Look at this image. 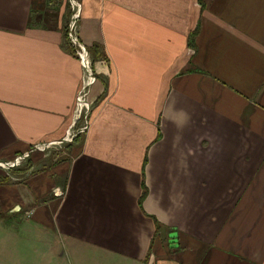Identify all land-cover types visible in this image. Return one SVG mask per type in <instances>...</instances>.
<instances>
[{"label": "crops", "instance_id": "obj_1", "mask_svg": "<svg viewBox=\"0 0 264 264\" xmlns=\"http://www.w3.org/2000/svg\"><path fill=\"white\" fill-rule=\"evenodd\" d=\"M72 1L103 99L0 182V264H264V0ZM68 5L0 0V160L71 128Z\"/></svg>", "mask_w": 264, "mask_h": 264}, {"label": "rangeland", "instance_id": "obj_2", "mask_svg": "<svg viewBox=\"0 0 264 264\" xmlns=\"http://www.w3.org/2000/svg\"><path fill=\"white\" fill-rule=\"evenodd\" d=\"M68 1L70 4H73L72 0H64L65 7L67 9L66 3L68 5ZM69 11H70V6ZM77 7L73 8V12L70 13L75 15L77 12ZM71 17V16H70ZM78 18V16H77ZM76 18L74 22L76 23ZM69 25V23H68ZM67 25V27H68ZM70 39V37H68ZM71 44L74 46L75 54L78 55L79 46L76 43H73L70 39ZM84 54H87L84 52ZM95 56H97V61H95ZM79 57V56H78ZM91 59L89 58L88 61V73L86 72L84 66H82L84 74H83V84L80 90L79 95L76 98L75 106L73 107V123L71 128L65 135L63 141L55 142V143H47V144H39L30 147L26 152L20 153L12 157L11 159L7 160H0V182H20L26 176L28 172H35L40 170L43 167L51 164L54 168L55 165L58 163L63 162L60 161L61 158L70 157L72 153L73 147L69 148L72 143L78 142L80 139L83 138L89 124L94 116L96 111V107L99 103H101V97L97 99H92L89 91L92 85L100 82L99 79V71L101 68H97L96 63H103L104 64V57L102 53H93L91 54ZM94 61V62H93ZM82 65V63H81ZM102 76V75H101ZM92 78L93 82L92 85L88 86L85 84L86 79ZM91 92V91H90ZM80 101H83L86 104L84 106L79 104ZM65 141V142H64ZM68 145V146H67ZM75 149V148H74ZM41 165H43L41 167ZM41 167V168H40ZM27 215H30L31 212H27Z\"/></svg>", "mask_w": 264, "mask_h": 264}, {"label": "built area", "instance_id": "obj_3", "mask_svg": "<svg viewBox=\"0 0 264 264\" xmlns=\"http://www.w3.org/2000/svg\"><path fill=\"white\" fill-rule=\"evenodd\" d=\"M77 19V14L75 13V15L71 16V21L69 23V32H68V37H70L71 41L73 43H76L78 44L79 48L82 47L78 41H77V38L76 36L74 35V28H75V22H74V19Z\"/></svg>", "mask_w": 264, "mask_h": 264}, {"label": "bare ground", "instance_id": "obj_4", "mask_svg": "<svg viewBox=\"0 0 264 264\" xmlns=\"http://www.w3.org/2000/svg\"><path fill=\"white\" fill-rule=\"evenodd\" d=\"M85 51L86 50H85L84 47H80L79 50H78V56H79L80 61H81V58L83 59V62H84V65H85V70L88 73V69H87L86 66H87L88 61H89V56H88V54H84ZM80 105L84 106L85 103L83 101H80Z\"/></svg>", "mask_w": 264, "mask_h": 264}, {"label": "trees", "instance_id": "obj_5", "mask_svg": "<svg viewBox=\"0 0 264 264\" xmlns=\"http://www.w3.org/2000/svg\"><path fill=\"white\" fill-rule=\"evenodd\" d=\"M194 35V34H193ZM87 51V50H86ZM88 52V51H87ZM89 53V52H88ZM94 62V61H93Z\"/></svg>", "mask_w": 264, "mask_h": 264}]
</instances>
